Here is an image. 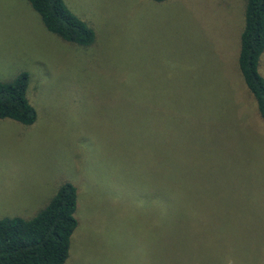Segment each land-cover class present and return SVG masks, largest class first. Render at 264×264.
I'll return each instance as SVG.
<instances>
[{
    "label": "rangeland",
    "instance_id": "obj_1",
    "mask_svg": "<svg viewBox=\"0 0 264 264\" xmlns=\"http://www.w3.org/2000/svg\"><path fill=\"white\" fill-rule=\"evenodd\" d=\"M63 2L89 45L0 0V80L25 71L34 111L0 118V218L32 217L68 181L62 264H264V122L236 63L244 0Z\"/></svg>",
    "mask_w": 264,
    "mask_h": 264
},
{
    "label": "trees",
    "instance_id": "obj_2",
    "mask_svg": "<svg viewBox=\"0 0 264 264\" xmlns=\"http://www.w3.org/2000/svg\"><path fill=\"white\" fill-rule=\"evenodd\" d=\"M49 32L64 41L89 45L93 31L63 0H26ZM161 2L165 0H151ZM264 51V0H244L238 36L237 68L254 99L256 114L264 122V76L257 69ZM28 74L19 72L10 81L0 80V118L29 124L34 118L25 97ZM75 188L64 181L47 203L30 218H0V264H62L68 240L76 226Z\"/></svg>",
    "mask_w": 264,
    "mask_h": 264
}]
</instances>
